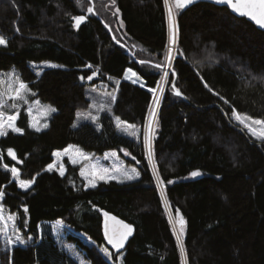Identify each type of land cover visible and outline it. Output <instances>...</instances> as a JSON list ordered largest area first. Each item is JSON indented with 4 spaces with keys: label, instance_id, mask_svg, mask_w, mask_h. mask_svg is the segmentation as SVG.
I'll return each instance as SVG.
<instances>
[{
    "label": "trees",
    "instance_id": "trees-1",
    "mask_svg": "<svg viewBox=\"0 0 264 264\" xmlns=\"http://www.w3.org/2000/svg\"><path fill=\"white\" fill-rule=\"evenodd\" d=\"M111 5L0 0V35L8 41L0 46V73L15 70L28 84L30 100L56 109L37 132L23 106L16 112L22 134L0 137L1 204L17 217L15 232L26 241L9 245L0 232V264H77L58 246L51 222L73 232L68 242L91 264H120L121 256V264H184V257L186 264H264V140L254 138L232 111L264 119V31L208 3L177 12L178 44L155 119L152 168L145 144L153 104L148 88L158 89L163 76L164 67L153 65L166 63L167 10L164 0ZM77 15L88 18L79 28L72 19ZM40 63L60 67L37 73L32 64ZM128 69L144 87L125 78ZM93 72V80L81 81ZM89 86L107 89L108 111L96 123L74 127L78 113L92 107ZM116 117L135 125L134 133L118 128ZM71 145L95 155L115 150L141 178L87 189L80 167L68 160L64 176L49 171L54 154ZM5 165L17 168L20 179L34 180L32 186L20 189ZM194 171L200 175L193 177ZM166 202L175 221L177 210L184 217V252ZM103 213L133 229L119 252L105 239ZM105 248L111 261L100 252Z\"/></svg>",
    "mask_w": 264,
    "mask_h": 264
},
{
    "label": "snow or ice",
    "instance_id": "snow-or-ice-1",
    "mask_svg": "<svg viewBox=\"0 0 264 264\" xmlns=\"http://www.w3.org/2000/svg\"><path fill=\"white\" fill-rule=\"evenodd\" d=\"M79 3V0H77ZM193 0H164V4L167 10V22H168V32H169V44L167 47V53H166V65L161 64H155L153 65L156 68H163V67H171V62L173 58V50L177 47L178 44V26L176 24V15L179 10H182L186 8L189 4H191ZM218 4L226 5L229 9H231L232 12L238 14L241 17H247L249 20L254 22L255 25H257L259 28L264 29V0H215ZM112 7H115V0H112ZM88 13L94 14L93 8L89 7L87 8ZM119 9H116V12L113 13V15H118ZM74 20L75 27L79 28V26L85 22L86 16L84 15H77L72 17ZM121 25H123V22L121 21ZM107 27V25H105ZM8 41L3 36L0 35V46L7 47ZM183 54V53H180ZM140 63H146V61L141 60ZM50 67H60L58 65H49ZM88 68H91L92 65H87ZM96 75L95 72H93L91 75L81 76V81L85 80V78L89 81L93 80L94 76ZM164 77L168 76V72L163 73ZM135 77L133 82H137L140 80V77L137 76L135 72H133L131 69H128V72L125 74V78H132ZM12 80V87L7 92H0V137H4L8 135V131L11 130L15 133H21L22 129L16 126V120L17 115H6L5 109L6 108H17L18 104L17 102H23L27 103V95L29 94V87L28 84L25 83L22 79H20L19 76H17L15 73L12 74V77L10 78ZM141 87H144L143 84H141ZM205 87H208L207 84H205ZM95 91V89H92ZM173 90L176 96L182 95V93L179 91V89L175 88V85H173ZM148 91L153 93V104L155 106L159 105V97L156 95L157 89L155 88H148ZM162 91V89H161ZM209 91H212L211 88H209ZM34 95V93H32ZM223 99V97H221ZM116 97L115 95L111 96V100L115 101ZM8 100H12L13 103L11 105H8ZM38 103V102H37ZM225 103H228L227 100H225ZM93 109L96 111L105 110L103 105L96 106L93 105ZM49 112H55V108H49ZM233 111V117L235 120L242 125L244 128H247L249 133L258 140H264V119H254L251 116H249L246 113H239L235 109ZM150 112L153 118H155L156 112L155 107H150ZM29 114H31V109L29 110ZM80 114H78L79 117ZM86 118H90L93 122L99 120L98 115H91L89 113V116ZM115 123L117 127L119 128L121 124L124 122L120 120L119 117H116ZM259 126V127H253ZM74 127L76 125H73ZM32 127L35 128L37 132L41 131V128L36 126L35 124L32 125ZM44 127H47V124H44ZM126 129H135V125L128 124L126 126ZM125 129V130H126ZM151 132V125H149L148 132L145 134V144L148 147V158L149 160L152 159V151H151V138L149 133ZM71 151V149H66L64 154H68V152ZM77 152L79 156L85 160H90V157L86 156L82 152H79L77 149ZM127 154V153H126ZM8 155L11 156L13 160H16V154L12 149H8ZM57 156H60L61 153H56ZM115 155V154H113ZM70 159H72L70 157ZM20 163L21 161H17ZM77 159H72V163H77ZM5 168L7 171H10L12 174V177L17 180L19 187H21L24 190H27L32 186L34 183V180H23L20 179V173L17 168L12 167L8 168L7 165H5ZM53 168V165H49L48 170L51 171ZM60 174L64 175V168L61 165L59 168ZM133 174H129L128 178L133 179L135 178L138 173H135V169L132 170ZM80 175L88 181V186L90 187H96V181L97 180H104L105 182H108L110 179H115V176H110L108 174V170L101 168L97 165H90L89 169H83L80 173ZM193 177L199 176V171H194L191 173ZM157 180L162 185L164 182L162 180H159V177H157ZM171 183V181H169ZM3 191L0 190V199L3 198ZM28 209L27 207L24 208V213H27ZM105 216V224H104V236L107 240L108 244L112 246L113 249L116 250V252H119L120 249H122L125 245V242L127 241L128 237L132 234V227L128 224L123 223V221L117 220L114 216H109L108 213H104ZM176 223L179 225V231L176 234L177 243L180 246L181 252H184L183 243H182V237L184 235L185 231V220L182 215L179 214V210L176 212ZM17 217L13 215H9L7 219L3 216V209L0 208V222L3 223V227H0V232H2L6 237L8 234V221L13 222V229L15 230V221ZM109 221H111V225L109 224ZM28 239H31L29 237ZM15 240L23 245L26 243L25 239H23L21 236L17 235L15 237ZM6 243L11 245L13 243L11 238H8L6 240ZM104 254L108 256L109 258H112V253L108 251V249H102Z\"/></svg>",
    "mask_w": 264,
    "mask_h": 264
},
{
    "label": "rangeland",
    "instance_id": "rangeland-1",
    "mask_svg": "<svg viewBox=\"0 0 264 264\" xmlns=\"http://www.w3.org/2000/svg\"><path fill=\"white\" fill-rule=\"evenodd\" d=\"M175 51L176 50L174 49L173 50V55L175 54ZM172 62H173V58H172ZM172 62H171V67H172ZM49 65H53V64L52 63L32 64V67L34 68V70L37 73H40L43 69L51 68ZM165 65H166V63H165ZM13 73H15L18 76V74H17V72L15 70H12L11 72L0 73V92H7L12 87V80L10 78L12 77ZM166 82H167L166 81V77H164V79L161 80V83H160L161 86L159 85V87H158L159 90L157 89V91H159V94L158 95L156 94V95L159 97V102H160V99H161V96H162V92H163V88H164V85L166 84ZM92 89H95V91H93ZM161 89H162V91H161ZM87 94H88L89 100L91 101L92 107L87 112H79L78 113L80 115H79V117H77V121L75 123L76 127L79 124L83 123V122H93L90 118H86V117L89 116V113H91V115H93V116H95V115L101 116L100 114L102 112L107 111L108 108H109L110 93L107 91V89H105V88H101L100 89L98 87L94 88V87L89 86ZM27 101H28L27 103H23V102H19L18 101L17 102V104H18L17 108H11V107L6 108L5 109L6 115H17L18 113H16V112L19 109H21L23 106H26L27 109H28V113H29V110L31 109V114H29L30 115V121H31V127H32L33 124H35L36 126L40 127L41 131H42L43 129H45L44 124H47V122H46L47 117L51 113V112L48 111V109L52 108V107L49 106V105H44L39 100H30L29 99V94L27 95ZM12 103H13L12 100H8V105H11ZM93 105H96V106L103 105L105 110L96 111V110L93 109ZM153 107H155V112L157 113L158 106L153 105ZM13 111H14V113H13ZM155 117H156V115H155ZM96 122L97 121H95L94 123H96ZM121 125L120 126L123 129V131L128 132L129 134H133L134 133L133 131H135V129L134 130L133 129H126L125 125H127V124L124 125V123H123ZM149 125H151V132L149 134H150V138H151V151H152V138H153V132H154V126H155V118L152 117L151 112H150V118H149V122H148L146 133L148 132ZM253 127H259V126L253 125ZM32 128H33V130H35L34 127H32ZM9 131H11V130H9ZM69 147H70L69 149H71V151H69L68 154H64L65 151H58L56 153H61V155L57 156L56 153H55V156H54L55 162L53 164L52 170H56L57 172L60 173L59 168L62 165L63 168H64V175H65L66 174L65 161L68 160L70 164L80 167V173H81V171L83 169H89L90 165H97V166H99L101 168L107 169L108 170V174L110 176H115L116 177L115 179L108 180V182L115 181V182H118V183L126 184V183H132V182L139 181L140 178H141L140 170L136 166L126 163L125 160L122 159L119 156L118 152L115 151V150L107 151V152H105L102 155H95L93 153H89V152L84 151L83 149H81L79 146H76V145H71ZM77 149L79 150V152H82L86 156L90 157V160H85V159L81 158L79 156L78 152H77ZM147 150H148V147H147ZM113 154H115V155H113ZM70 157L72 159H77L78 162L73 164L72 163V159H70ZM151 160H149V161H150V164L152 165V168H153L154 167V159H153V157H152ZM133 169H135V173H138V175H136L135 178H133V179H129L128 175L129 174H133L132 173ZM64 175H62V176H64ZM82 179L84 180L85 187L87 189L93 188V187L88 186V181L87 180H85L83 177H82ZM15 181L17 182V180H15ZM100 183H107V182H105L104 180H97L96 181V187ZM96 187H94V188H96ZM19 188L22 189L21 187H19ZM166 204H167L166 207L168 209L167 211H168L170 220H171L173 226L175 227V230H176V233H177L176 222H175L174 216L172 215L171 211H169L170 208H169L167 202H166ZM0 208L3 209V216L5 217V219H7V217L9 215H12L9 212H7V210L5 209L3 204H1V201H0ZM0 225H2L0 227H3V223L2 222H0ZM47 225L51 229L52 234H53L58 246L74 262H76L77 264H91L90 262H88L85 259L84 253L75 244H71V243L68 242L67 238L70 235V233H73V232L67 226H65L64 224H62L60 222H51V223H49ZM15 231H17L16 226H15V230H14L13 229V222L12 221H8V234H7V237L4 235V238L6 240L8 238H11L12 241H13L12 244H19L15 240V237L17 235H19V236H21V235H20V233H16ZM81 237H83V236H81ZM83 239H84V241L86 243H88L90 245L93 244V242L89 238L83 237ZM100 252L109 261H111V258L106 256L104 254V252L102 251V249H100ZM119 260H120V264H121L122 256L120 257Z\"/></svg>",
    "mask_w": 264,
    "mask_h": 264
},
{
    "label": "water",
    "instance_id": "water-1",
    "mask_svg": "<svg viewBox=\"0 0 264 264\" xmlns=\"http://www.w3.org/2000/svg\"><path fill=\"white\" fill-rule=\"evenodd\" d=\"M200 3H208V4H212V5H215V6H218V7H223V8H227L230 12H231V14L232 15H234V16H236L237 18H245V19H247L249 22H251L252 24H254V22H252L251 20H249L247 17H241V16H239L238 14H236V13H234V12H232L231 11V9H229L226 5H223V4H218V3H216L215 2V0H193V2L191 3V4H189L186 8H184V9H182V11H187L188 9H190V8H192L193 6H195V5H197V4H200ZM87 20H88V18L86 17V20H85V22L84 23H86L87 22ZM84 23H82V24H84ZM81 24V25H82ZM80 25V26H81ZM255 25V24H254ZM79 26V27H80ZM259 30H263L264 31V29H261V28H259L257 25H255ZM180 96H182V95H180ZM103 215H104V213H103ZM109 216H113V215H111V214H108ZM115 217V216H114ZM104 219H105V216H104ZM117 220H120V219H118V218H116ZM120 221H122V220H120ZM111 221H109V224L111 225ZM123 223H125V224H128V223H126V222H124L123 221ZM104 224H105V221H104ZM129 225V224H128ZM132 233H133V231H132ZM132 236V234L128 237V239H127V241L125 242V245H126V243L128 242V240L130 239V237ZM124 245V246H125Z\"/></svg>",
    "mask_w": 264,
    "mask_h": 264
},
{
    "label": "bare ground",
    "instance_id": "bare-ground-1",
    "mask_svg": "<svg viewBox=\"0 0 264 264\" xmlns=\"http://www.w3.org/2000/svg\"><path fill=\"white\" fill-rule=\"evenodd\" d=\"M165 68H166V66L164 67V70H163V72L165 71ZM171 69H172V67H170L169 68V70H170V72H171ZM91 70V69H90ZM127 71V70H126ZM170 77V76H169ZM95 82V81H94ZM110 82V81H109ZM88 83V82H87ZM161 83V82H160ZM35 84H38V83H35ZM166 85V84H165ZM165 85H164V87H165ZM160 86H161V84H160ZM101 89V88H100ZM113 94V93H112ZM150 99V98H149ZM149 106V105H148ZM108 111V110H107ZM148 112V111H147ZM106 113V112H105ZM102 118V117H101ZM151 124V123H150ZM150 135V134H149ZM155 141V140H154ZM152 161V160H151ZM154 168V167H153ZM73 177V176H72ZM71 178V177H70ZM78 178V177H77ZM13 181H15L14 180V178H13ZM16 182V181H15ZM157 182H158V188H159V190H160V192L163 194V187H162V185L159 183V181L157 180ZM168 210V209H167ZM170 211V210H169ZM170 213V212H169ZM101 214V213H100ZM171 216V215H170ZM180 254V253H179ZM184 255V254H183Z\"/></svg>",
    "mask_w": 264,
    "mask_h": 264
},
{
    "label": "crops",
    "instance_id": "crops-1",
    "mask_svg": "<svg viewBox=\"0 0 264 264\" xmlns=\"http://www.w3.org/2000/svg\"><path fill=\"white\" fill-rule=\"evenodd\" d=\"M129 80H131V81H133L134 79H135V77H132V78H128ZM136 84H139V85H141V84H143V81L140 79L139 81H137V82H135ZM70 147H67L66 149H69ZM66 149H64V150H62V151H65ZM54 156H55V154H54Z\"/></svg>",
    "mask_w": 264,
    "mask_h": 264
},
{
    "label": "built area",
    "instance_id": "built-area-1",
    "mask_svg": "<svg viewBox=\"0 0 264 264\" xmlns=\"http://www.w3.org/2000/svg\"><path fill=\"white\" fill-rule=\"evenodd\" d=\"M175 49H176V48H175ZM164 72H168V75H169V73H170L169 67H166ZM167 77H168V76H167ZM157 94H158V93H157Z\"/></svg>",
    "mask_w": 264,
    "mask_h": 264
}]
</instances>
